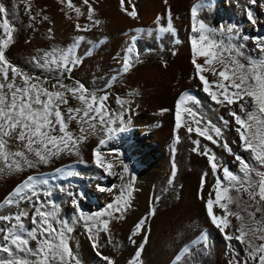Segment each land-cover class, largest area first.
I'll use <instances>...</instances> for the list:
<instances>
[{
  "label": "snow or ice",
  "instance_id": "obj_1",
  "mask_svg": "<svg viewBox=\"0 0 264 264\" xmlns=\"http://www.w3.org/2000/svg\"><path fill=\"white\" fill-rule=\"evenodd\" d=\"M65 11V15L71 19L70 12H75L79 18L85 13L81 7L76 6L73 0H58ZM87 6V20L90 24L75 25L77 31H89L91 27L101 24L99 19H94L95 9L89 0H82ZM167 3V0H164ZM252 5L257 0H248ZM25 11L30 19L35 21L37 16L31 15V4L24 0ZM130 3V0H129ZM211 0H200L191 9V52L192 64L194 65L198 79L202 82L203 91L208 94L217 105L229 109V116L236 125L235 131L242 142V148L248 151L256 164L255 167L241 155L235 153L226 140L223 139V130L211 120L204 121L198 115L194 106L200 101L189 93H183L176 102L175 130L182 127V113L186 114L183 126L191 134L195 132L201 137L219 144L240 165V173H234L228 167L219 163L216 153L205 146L200 148V140H192V151L206 157L211 172L215 176L212 191L205 201L207 214L212 223L221 232L226 229H234L231 233H225L226 239H235L245 246L246 256L243 260L236 257V253L228 264H264V217L256 219V213L264 212V59H247L241 61L243 53L232 43L234 33L238 32L235 25H220L210 27L203 20L198 19L199 11L209 7ZM264 7V4L261 5ZM15 5L9 9L0 0V176L14 173H22L25 169L37 168L42 164H48L54 157L61 154L79 155V146L90 135L101 134L99 146L94 149V159L97 167L109 175L115 174L112 169L114 161L105 158L101 147L110 140L117 138L120 133L127 130L124 112L115 116L108 108L106 101L108 94L97 95L96 91H90L85 85L76 81L75 86L63 83L61 79L65 73L82 64L76 49L84 36L76 37L74 46L67 50L52 49L42 54L33 56L29 63L34 68L48 72L55 71V83L48 87V79L30 74L28 71L14 65L6 51L14 44V33L17 31L15 23ZM121 11L129 17L137 18V13L125 8V0H120ZM248 21L255 25L251 9L246 10ZM13 17V19H10ZM163 19L157 16L155 23L161 33H175L172 14L167 13L166 25H161ZM42 20H48L42 16ZM29 27H32L30 24ZM143 33V29H136ZM51 33V29H49ZM246 38V37H245ZM257 47L264 52V37L255 38ZM137 37H130V42L125 49L122 59V72L128 73L138 61L139 52L136 50ZM203 57V64L197 59ZM210 72L216 79L209 80L203 74ZM115 79V77H113ZM227 82V83H225ZM111 85H109L110 87ZM70 98L77 102L76 106L70 105ZM117 104L124 107L126 101L117 98ZM191 103V107L189 104ZM236 105L235 108L232 106ZM227 126L229 121L220 117ZM75 122L78 126V134L70 129ZM127 123H130L128 121ZM175 143H179V135L174 137ZM175 151V144L173 145ZM127 172V166H124ZM71 171L67 175H72ZM176 175L175 163H173L172 177ZM208 173L201 177V192ZM171 182V181H170ZM54 188L66 191L63 187L50 185L47 178H38L28 175L13 190L0 201V264H81L70 246L73 225L83 223L89 239L94 248L99 247V234L110 231L109 224L113 219L123 220L124 214L131 207V186H127V196L124 190L117 196L114 202L107 204L106 208L94 214H88L80 209L79 202L73 199L76 216L73 221L63 220L59 217V208L50 198ZM100 191H112L100 187ZM237 193L231 195L232 191ZM241 190L248 193L247 201L241 203L239 193ZM214 193V196H213ZM69 195H72L69 193ZM43 197V198H42ZM258 197V199H257ZM200 198L203 199L201 196ZM236 204L241 211H233L229 205ZM214 206L223 210V215L213 212ZM155 208L149 210V216L155 214ZM229 217H235L237 225H233ZM148 216L139 220L129 237L133 244L136 240L133 236L144 230ZM29 224L31 227H29ZM35 242V247L32 242ZM259 241V243H258ZM111 243V239H109ZM208 243L207 234H202L192 242L193 247ZM193 249L184 246L178 252L172 264H182L186 256L192 254ZM141 244L128 264H143ZM104 259L113 264L109 257Z\"/></svg>",
  "mask_w": 264,
  "mask_h": 264
},
{
  "label": "rangeland",
  "instance_id": "obj_2",
  "mask_svg": "<svg viewBox=\"0 0 264 264\" xmlns=\"http://www.w3.org/2000/svg\"><path fill=\"white\" fill-rule=\"evenodd\" d=\"M198 1L200 2V0H167V3H165L164 0H160L158 1L159 6L154 7H159L156 17L161 16L163 17L162 20L167 19V15L165 14L167 13V10H170L171 14L174 13L177 16L174 18L172 17L173 27H175V24L177 23L176 20L184 19V16L188 15L190 5L192 4L195 6L199 3ZM226 1L228 0H221L220 4H210L209 7L201 10L199 16L200 20H203L210 27H218L220 25L227 27L228 25L233 24L240 25V34L237 36L233 35L232 43L235 44L243 53V59L240 58L241 61L244 60L243 62H246L247 59H264V52H261L257 47V41L255 39L257 37H264V7L261 6L264 4V0H257L255 5L250 4L248 0H235L231 14L229 13L231 6H226ZM2 2H4L9 9H13L14 5L16 6L14 9V19L17 27V31L14 33L15 42L6 51V55L14 65L21 67L32 75L48 79V87H51V84L55 83L57 73L55 71L48 72L43 69L34 68L33 65L29 63L30 59L35 55L42 54L45 51H51L52 49L67 50L72 48L76 37L82 35L85 39L79 43V47L76 49L77 55L82 60V64L73 68L72 71L65 73L64 76L61 77L63 83L69 86H75L76 81H79L90 91H96L98 96L108 94L109 98L106 103H109L108 105L113 113L116 115L117 113L123 111L124 120L129 119L130 121H133V119H131L132 115L134 116L135 114L143 113L145 110L150 109L153 105H157V108L159 106V110L157 112L160 113L161 108H164L162 110L166 112L167 108L173 106L174 96L179 93L177 97H180V93L183 91L184 87H188L186 92L200 101L199 104L194 106L198 115L202 117L204 121L211 120L214 124L221 127L223 130V139L228 142L233 151L241 155L255 167L260 168V165L256 164L249 152L244 154V152L242 153L241 148L238 147L241 142L235 131L233 118L228 114L229 109L217 105L216 103H206V101L203 100L199 94L202 89L198 85H184L181 83L182 80H184V77H186L189 81L198 80V77L196 69L191 62L192 56L189 51L187 54L179 56L182 45L180 41L181 32L178 31L179 29H175V33H173V35L174 37L176 36V38L172 39V41L160 42V40L153 39L154 35L158 34L159 36L164 34L162 36H165L166 34L168 35V33L159 32L157 27L155 32L151 33L152 38L148 37L149 30L147 31L146 27L141 26V21L140 23L136 22L133 25V22H129L131 17L126 14L123 20V24L125 26L123 29H125L126 26H130L126 28L124 34L129 42L131 36L135 35L137 37L135 47L139 52L138 61L135 63V66L131 69V71L133 72L138 68L141 69V71L138 70V74L136 73L134 78H131V76H129L130 73L122 76V73L119 71V63H121L119 59H121V55L125 53V49H119L121 51H116L117 46L112 43L116 38L111 37L107 31L109 30L110 17L103 11L105 3L107 2L106 0H89L95 9L94 19H99L101 21V24L91 27L89 31H77L75 27L77 23L82 26L90 24L87 20V6L83 5L82 0H73V3L76 6L81 7L85 15L77 18L75 12L73 11L69 13L72 17L71 19L65 15V11H68L67 8L64 5H61L58 0H29L32 10L31 15H36L37 13L40 14L37 16L35 21H32L30 19V15L25 11L24 0H2ZM126 4L130 7L131 11L134 6L136 13L140 17L143 8L146 6V2L144 0H130V3L129 0H125V5ZM62 7L65 8V11H61ZM247 9H251L253 11L254 18L256 19L255 25L248 21L246 15ZM42 16H47L48 20H42ZM10 19H13V17H10ZM30 24L32 27H29ZM138 28L143 29V33L136 32L135 30ZM49 29H51V33L49 32ZM121 33L120 36L123 35H121ZM169 34L172 33L169 32ZM201 58L202 59L199 62L203 64L204 58ZM164 62L171 65L178 64L182 67V70L179 71L176 78L172 80V86L168 85V94H164L162 90L157 88L147 87L148 81L145 80L143 76L145 69L154 68L155 66H158V64L160 65ZM205 74L210 80L216 79V77H213L210 72H205ZM113 77H115V79H113ZM135 82H138V86L141 89L134 85ZM183 83L187 82L183 81ZM109 85L111 86L109 87ZM152 89L159 90L162 93L159 94ZM117 98L127 102L124 104L123 108H121V105L117 104ZM76 104L77 102L70 98V105L76 106ZM189 106H192L191 103ZM232 107L235 108L236 105H233ZM184 115L186 117V114ZM221 116L229 121L227 126H225L223 121H221ZM163 120L164 119H162L161 122H158L155 127L151 128L150 133L146 134L147 136H150L151 139L155 140L153 145L152 143L149 144L151 149L154 147L160 149V138L165 140L168 138H170V140L172 139L171 134L168 135L167 131L164 130L165 124ZM70 129L74 133H77L78 126L75 122L70 125ZM193 133L194 134H185L182 138L184 141L189 143L188 146L191 149L194 147L192 140H200L201 150L207 146L216 153L220 164L228 167L234 173L241 174L240 165L234 159L233 155L229 154L219 144H213L211 141L199 136L195 132ZM155 136L159 138L157 139L158 141L155 139ZM99 139V135L96 134L93 136L91 143H99ZM85 144H88V142H85ZM83 145L84 144L82 143L79 146L80 150ZM158 155L160 156V159L163 156L161 152H158ZM198 156L207 160L206 157L202 155L198 154ZM78 158L79 155L75 153L61 154L54 157L50 163L42 164L37 168L25 169L22 173L0 176V201H2L13 190V188L28 175L47 178L50 181V185H57L66 189V191L62 192L59 191L58 188H54L53 195L46 199L54 201L59 208V217L71 223L76 216V210L72 203L73 199H76L79 202L80 209L83 212L94 214L103 211L108 203L114 202L113 199L115 198V189L117 186H120L118 191L119 196L122 194V189L124 190L123 194L127 196V186L130 185L131 207L133 200H135L137 208L136 211H130L128 215L130 220L133 221L137 218L141 211H144L143 207H145L146 210L155 208V214L152 216L161 215L159 219L162 220L160 222V229L163 231V234L161 233L162 237H153V243L157 242L159 247L157 246V248H155L150 255L147 249L146 254L141 256L143 264H155L158 261L157 258L159 254L157 253L161 252V248L162 250L163 248H170L171 239L175 236L178 243H181V247L176 248L172 255L161 257L159 259L160 264H172L174 256L180 252L184 246H188L193 250L199 246H204L202 244H197L193 247L192 244V242L197 240V238L202 234H207L208 237L207 246H204L205 249L213 248L216 252L214 264H228L229 260L232 259L236 253H239V256L236 257L237 259L243 260L245 258V246L240 244L235 239L231 241L226 239L225 233H231L234 229L230 228L226 229L225 232H221L211 221L206 222L205 220H200V214L206 215V207L202 206V203L199 204L197 199L199 193L201 192L202 174L208 173L204 187L206 184L210 187L213 181L210 167L203 166L204 164H202V161H200L201 168L199 167V170L195 169L194 175L188 181L175 183L174 185L164 189L163 192L159 193L157 196L150 198L151 192L149 194L147 193L149 190L148 184L154 174V170L156 169L154 165L157 164V161L160 159L157 160L156 157L151 155V157L147 160L140 152L134 154L132 153L130 158L131 162L128 166L130 174L128 175V172L124 171L125 164L120 153L112 160L114 161L112 171L115 174L109 175L107 172L103 171V175H99L93 171H86L83 169L82 166L87 168L88 163L80 162ZM160 168H158V170L163 172L162 168ZM63 169L66 171L60 172ZM261 170L264 171V168ZM68 171H71L73 174L67 175ZM171 173L167 168H165V174L167 177ZM100 187L112 189V191L110 193H101V191H97ZM209 190L210 189L208 188L206 192ZM69 193L72 195H69ZM236 195L237 194H235V196ZM238 195L241 203L245 201L249 204L252 203V201L246 198V196H248L247 192L241 190ZM139 200H144V204H138L137 201ZM131 207H129L128 210ZM229 207L233 211L239 210L242 215H247L242 209H238L236 204L233 206L229 205ZM219 212L220 215H223V210L220 208ZM125 214L124 216H126ZM262 217H264V212L256 213L257 220H261ZM229 219L232 221L233 225L238 224L235 217H229ZM118 221L119 219L111 220L109 224L110 231L108 233L101 232L99 234V247L97 248L92 246V241L89 239L82 222L73 225L74 232L71 234L72 239L70 240V246L73 248L74 254L80 260L81 264H109L104 257H109V253L111 252L125 254L127 251H132L130 252L132 253L131 257L134 255L141 242V233L139 241L136 244H133L129 239L132 234L131 232L127 231L124 233L118 228H115L114 225ZM29 227H31L30 224ZM186 227L193 228L195 232L198 233L192 238L190 237L185 239L186 234L183 228ZM81 236H85L89 240L91 248L90 252L85 253V251H83L82 244L80 242ZM109 239H111V243L109 242ZM132 239H134V236ZM221 241L228 242L229 244H226L225 242L221 243ZM2 243L4 242L0 240V244ZM161 243L163 245H161ZM32 246L35 247L34 241L32 242ZM5 255V253L0 252V256ZM109 259L113 262V264H125V262L121 259L119 261L112 260L110 257ZM158 262L156 264H158ZM183 264L189 263L187 262Z\"/></svg>",
  "mask_w": 264,
  "mask_h": 264
},
{
  "label": "bare ground",
  "instance_id": "obj_3",
  "mask_svg": "<svg viewBox=\"0 0 264 264\" xmlns=\"http://www.w3.org/2000/svg\"><path fill=\"white\" fill-rule=\"evenodd\" d=\"M106 1L107 2L105 3V8L103 11L106 15H108L110 17L109 30H107V31L111 37L116 38L115 41L112 42L117 46L116 51H121L119 49H126L127 46L129 45V41H127V37L124 34V32L126 31V28L129 27L130 25L128 23L129 26H126V28L123 29V27H125L123 24L124 23L123 20L126 16V13L124 11H121L120 1H118V0H116V1L115 0H106ZM144 1L146 2V6L143 8V10L141 12V17L137 14V18H135V19L130 18L131 20L129 19V22H131V23L133 22L132 24L134 25L136 22L140 23V21H141V26L146 27L147 31L149 30L148 37L152 38L151 33H154L157 27L159 28V26L155 23L156 18H157L156 13L159 11V9H158L159 7L158 8H154V7L159 6L158 1H160V0H144ZM228 1H226V3L225 2L224 3L228 7L231 6L229 9V13L231 14L235 0H228ZM218 3L220 4L221 0H211V4H218ZM162 4H163V2H162ZM191 5H190L189 10H188V15L187 16L185 15L184 16L185 18L182 20L181 19L176 20L177 23L175 24V27H174V29H176V30L179 29L178 31L181 32L180 41H181L182 45H181L179 56L187 54L188 51H189L190 55L192 56L191 43H190V39H191V35H192V33H191V9L194 6L192 5V8H191ZM125 8H128L129 11H131L130 7L127 4L125 5ZM168 11L169 10H167L166 12L168 13ZM200 11H199L198 19H200L199 18ZM167 13L165 15H167ZM172 17L174 18L177 16L173 13ZM166 22H167V19H164L160 22V24L166 25ZM0 31L2 32V30H0ZM120 33H121V35L122 34L123 35L120 36ZM162 35H164V34H161L159 36H158V34L154 35L153 39L154 40H160V42H163V41L170 42V41H172V39L176 38V36L174 37L173 33L172 34L168 33V35L166 34L165 36H162ZM170 35H172V36H170ZM128 39H129V36H128ZM117 54H118V52H117ZM124 56H125V53H123L121 55V59H119V61L121 62V63H119L120 64L119 65V67H120L119 71L122 73V76L127 74V73L122 72V59ZM201 59H202L201 57L198 58L197 62L200 63L199 61H201ZM138 70L141 71V69H139V68L134 70L133 72L130 70L128 72V73H130L129 76H131V78H134L135 74L138 72ZM180 70H182V67L180 65H178V64L171 65V64H167L166 62H164V63H161L160 65L158 64V66H155L154 68L145 69L143 72V76H144V79L148 81L147 87L157 88L159 90H162V92L164 94H168L167 87H168V85L172 86L171 85L172 80H174L176 78V76L179 74ZM139 74H141V73H139ZM203 74L207 77V79H209V77L205 73H203ZM167 78H170V79H167ZM129 80H128V82H129ZM183 81H185L187 83H183ZM181 83L184 85H187V84L188 85H190V84L191 85L192 84L198 85L202 89L199 93L201 98L203 100H205L206 103L207 102L215 103L214 101L211 100V98L208 96V94L203 91L202 82L199 79L189 81L186 77H184V80H182ZM134 85H136L137 88H140L138 86L139 85L138 82L137 83L135 82ZM174 87H175V85H174ZM186 89H188V87H186V88L184 87L183 91L180 94L182 95L183 93H185ZM159 90H153V91H155L159 94L162 93ZM177 95H175L173 98V106L167 108V111H166L167 113L162 110L164 108L160 109L161 110L160 113L157 112L159 110L158 109L159 106L157 108V105H153L150 109L145 110L143 113L135 114L134 116L132 115L131 119H133V121H130L129 119L125 120L127 130L123 133H120L117 136V138L108 141L106 143V145L101 147V151L105 154V158L108 160L115 159L117 154L121 153L122 159L124 161V164L127 166V169H128L129 163L131 162L130 158H131L132 153L134 154V153L140 152V153H142L143 157L147 160L151 157V155L156 157L157 160H159L160 156L158 155V152H161L163 154L162 158L159 161H157V164L154 165V167H156L157 170L156 169L154 170V174L152 175V178L148 184L149 190L147 193L149 194L151 192L150 198L157 196L159 193L163 192L164 189L174 185L175 183H178L180 181H188L194 175L195 169H198L200 167V161H202V164H204L203 166H206V167L209 166L208 161L200 158L196 152L192 151L193 148L191 149L188 146L189 143L182 139L185 134H189L186 131L185 127L183 126V121L185 119V115L183 113H182V127L179 130H175L176 102L179 99V97H177ZM108 104H107V106L111 110V108ZM111 113L115 116V114L113 113L112 110H111ZM162 119H164L163 122L165 124L164 130L167 131L168 135L171 134L172 139L171 140H170V138H168L167 140L162 139V138L159 139V138H157V136H155L156 140L159 139L160 149L156 148V147L151 149L149 144L152 143V145H153V142L155 140L151 139V137L147 136L146 134L150 133V129L155 127L158 122L162 121ZM128 121H130V123H127ZM235 127H236V125H235ZM77 134H78V131H77ZM192 134H194V133H192ZM98 135H99V137L101 136V134H98ZM175 135H179V137H180L179 143H175V140H174ZM93 136L94 135L88 136V138L83 142L84 145L82 146V149L79 152L78 160H80V162H83V163H85V162L88 163L87 168L82 166V168L85 169L86 171H93V172L101 175L103 173V170L96 166L95 159H94V149L99 146V143H94V142L91 143ZM85 142H88V144H85ZM174 144H175V151H173V145ZM238 147L241 148L242 153L244 152V154H247L248 151H245L242 148V142ZM173 163H175V172H176V175L174 178L172 177V173H171V172H173V170H172ZM160 167L162 168L164 173L162 171L158 170V168H160ZM165 168H167L169 170V172L171 173L170 175H168V177L165 174ZM63 171H66V170L63 169L60 172H63ZM210 171H211V169H210ZM127 172L129 175L130 172L129 171H127ZM38 178H41V177H38ZM212 179H213V181H212V185H213L215 182V176L213 174H212ZM212 185L210 187H208V184H206L205 187H203L202 192H200L198 197H197L199 204L202 203L201 205L204 207H206L205 201L208 198L209 193L212 191ZM208 188L210 190L208 192H206L208 190ZM105 189H108V188H105ZM97 191H100V190H97ZM104 192L110 193L111 191H101V193H104ZM201 196L203 197V199L200 198ZM213 196H214V193H213ZM137 203L142 205V204H144V200L143 201L139 200V201H137ZM143 208H144V211H141L140 215L137 218H135L133 221H131L129 216H128L130 211H132V210L136 211L137 210L136 201L133 200L132 207L129 210H127V212L125 214L126 215L125 218L123 220H119L114 225L115 228H118L119 230H121L124 233L127 231L132 233L134 228H135V225L139 222V220L145 216H148V219H147L146 224L144 226V230H142L140 232L141 233V238H140L141 242L138 245V247L141 244H143V252H142L141 256L146 254L147 249H148V253L150 255V253L155 248H157V246L159 247V245H157V242L153 243V237L159 236V238H161L162 234H163V231L160 229V227H161L160 222L162 220H160L159 218L161 215L160 216L157 215L154 217L149 216L148 215L149 210H146L145 207H143ZM213 212L216 215H220L219 207L214 206ZM206 215L200 214V220L201 221L205 220L206 222L211 221V217L207 214V211H206ZM183 229H184V232L186 234L185 239L190 238V237L192 238L198 233V232H195V230L193 228L186 227ZM140 233H138L137 235L134 236V239H136V243L139 241ZM80 242L82 244L83 251H85V253L90 252L91 248H90V243H89V240L87 239V237L81 236ZM223 242H225V241H221V243H223ZM225 243L229 244L228 242H225ZM155 245H156V247H155ZM161 245H163V244L161 243ZM179 247H181V243H178L177 238H175V236H174L171 239L170 248L169 247H168V249L163 248V250L161 248L160 253L156 252L157 254H159L158 258L156 257L157 260L159 261V262L157 261L158 264H160L159 259L161 257H167L168 255H172L174 253L175 249L179 248ZM130 252H132V251H130ZM130 252L127 251V253H125V254H118L117 252H111V253H109V257L112 260H117V261H119L121 259L125 262V264H127L131 258V254H132ZM152 262H154V261H152Z\"/></svg>",
  "mask_w": 264,
  "mask_h": 264
},
{
  "label": "trees",
  "instance_id": "obj_4",
  "mask_svg": "<svg viewBox=\"0 0 264 264\" xmlns=\"http://www.w3.org/2000/svg\"><path fill=\"white\" fill-rule=\"evenodd\" d=\"M237 27L239 32L234 33V35H238L240 34V25H236L233 24ZM247 40V39H246ZM240 50V49H239ZM241 59H243V56L241 57ZM244 60H242L243 62ZM120 186H117L115 189V198L117 196H119L118 191H119ZM235 194H237L234 190L231 192V195L235 196ZM115 198L113 199V201L115 200ZM246 198L249 199L248 196H246ZM234 204H232L233 206ZM204 246H199L197 248H195L192 251V254L189 256L185 257V260L182 261L183 263H189V264H214L215 262V258H216V252L213 248H207L205 249Z\"/></svg>",
  "mask_w": 264,
  "mask_h": 264
}]
</instances>
